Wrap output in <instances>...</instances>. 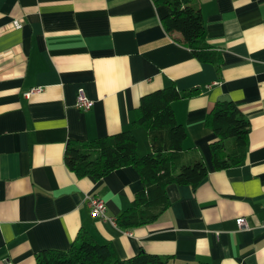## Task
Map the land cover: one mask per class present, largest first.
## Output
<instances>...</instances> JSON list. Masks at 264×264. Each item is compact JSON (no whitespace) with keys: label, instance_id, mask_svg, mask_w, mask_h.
Instances as JSON below:
<instances>
[{"label":"crops","instance_id":"1","mask_svg":"<svg viewBox=\"0 0 264 264\" xmlns=\"http://www.w3.org/2000/svg\"><path fill=\"white\" fill-rule=\"evenodd\" d=\"M194 2L218 64L173 40L161 22L167 7L152 0H0V264H36L38 251L68 249L80 230L122 260L143 250L166 264H264V0ZM170 84L198 89L172 108L183 149L207 175L196 188L168 184L157 218L124 229L114 218L142 188L137 171L78 177L64 151L129 129L137 153L150 152L134 124L139 100ZM79 90L90 108L76 107ZM220 99L238 105L249 129L244 159L216 170L208 119ZM90 196L104 201V219L90 213Z\"/></svg>","mask_w":264,"mask_h":264},{"label":"trees","instance_id":"2","mask_svg":"<svg viewBox=\"0 0 264 264\" xmlns=\"http://www.w3.org/2000/svg\"><path fill=\"white\" fill-rule=\"evenodd\" d=\"M152 1L156 6L167 7L161 22L173 40L189 47L198 60L219 63L220 52L204 41V20L194 0ZM197 92V88L179 91L170 84L140 97L134 124L147 131L151 151L146 154L137 153L136 138L129 129L67 144L64 163L78 177L90 175L99 179L125 166L133 167L139 174L142 188L134 194L130 207L114 218L119 227L130 229L155 220L168 203V184L196 188L206 177L204 160L190 149H183L186 129L177 122L172 108L174 101ZM208 122L216 135L209 145L214 169L238 165L244 159L249 129L238 105L230 99L217 100ZM35 261L36 264H166L167 257L140 250L122 260L111 243H99L88 231L80 230L68 249H42L35 254Z\"/></svg>","mask_w":264,"mask_h":264},{"label":"built area","instance_id":"3","mask_svg":"<svg viewBox=\"0 0 264 264\" xmlns=\"http://www.w3.org/2000/svg\"><path fill=\"white\" fill-rule=\"evenodd\" d=\"M13 25L15 27H19L20 22L18 20H15V21H13ZM40 90H41L40 87L32 88L27 92V95H29L32 92H36V91H40ZM92 104H93V102L85 96L84 92L82 90H79L77 95H76V98H75L76 107L81 108V109H87V108H90L92 106ZM88 205L90 208V213L93 216L98 217L100 219H104L106 217V215H105L106 206H105V203L102 199H100L97 196H90V197H88ZM236 224L240 228H247L248 227V224H247L244 217H238L236 219Z\"/></svg>","mask_w":264,"mask_h":264},{"label":"rangeland","instance_id":"4","mask_svg":"<svg viewBox=\"0 0 264 264\" xmlns=\"http://www.w3.org/2000/svg\"><path fill=\"white\" fill-rule=\"evenodd\" d=\"M139 130L142 131V132L144 133V135H145V131H144L143 128H139ZM138 137H139V143H140L139 149H142V148H141V145H142V141H143V140H142V138H140V135H138ZM143 139H144V138H143ZM146 141H147V139H146ZM148 152H149V151H148Z\"/></svg>","mask_w":264,"mask_h":264}]
</instances>
